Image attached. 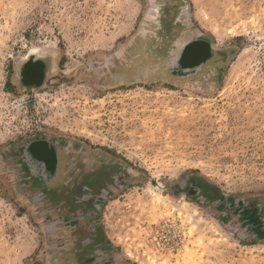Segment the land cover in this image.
<instances>
[{
	"label": "rangeland",
	"instance_id": "1",
	"mask_svg": "<svg viewBox=\"0 0 264 264\" xmlns=\"http://www.w3.org/2000/svg\"><path fill=\"white\" fill-rule=\"evenodd\" d=\"M84 216L96 264H264V0H0V264H59Z\"/></svg>",
	"mask_w": 264,
	"mask_h": 264
},
{
	"label": "water",
	"instance_id": "2",
	"mask_svg": "<svg viewBox=\"0 0 264 264\" xmlns=\"http://www.w3.org/2000/svg\"><path fill=\"white\" fill-rule=\"evenodd\" d=\"M206 55L207 57L205 59L208 61L212 56V51L209 50ZM173 63L175 64V62ZM178 64L182 65L180 59L177 60L175 65ZM181 68L184 70L183 67ZM175 73H178L176 67L172 68L171 75ZM62 153L63 152L60 144L54 142L53 140L46 138H36L30 140L23 148V154L25 158L23 162L24 165L28 167L27 169L29 170L30 175L35 180L33 181L36 182L38 179L53 180L57 178L59 176L60 169L63 168V164L65 163ZM102 164L105 165L104 163ZM93 171L94 170H92V172ZM98 175H91L86 178V181H83L81 187L85 186L87 190L82 189V194L76 198L77 201L81 202V205L90 203L95 197L105 195L107 192L106 188L112 187L115 179L112 180V184L107 182L105 188L101 189L99 194L94 195L95 191L93 192L92 189L87 186H93L94 183L102 178L101 175ZM82 201H84V203H82ZM83 219L84 220H82V223L79 224L76 229L70 231L68 236L69 241L66 240L64 242L65 245H61L63 249H61L59 253L65 257L62 258L57 256L59 259V264H96V261L99 257L96 252L98 249V244L100 243V239H97L98 236L96 235L97 228L92 229L90 226H87L85 222V216Z\"/></svg>",
	"mask_w": 264,
	"mask_h": 264
},
{
	"label": "flooded vegetation",
	"instance_id": "3",
	"mask_svg": "<svg viewBox=\"0 0 264 264\" xmlns=\"http://www.w3.org/2000/svg\"><path fill=\"white\" fill-rule=\"evenodd\" d=\"M198 44L208 47L207 41L196 40ZM19 80L22 85L29 88L41 89L48 73V66L45 61L29 59L24 63L19 72Z\"/></svg>",
	"mask_w": 264,
	"mask_h": 264
},
{
	"label": "crops",
	"instance_id": "4",
	"mask_svg": "<svg viewBox=\"0 0 264 264\" xmlns=\"http://www.w3.org/2000/svg\"><path fill=\"white\" fill-rule=\"evenodd\" d=\"M260 220V219H259ZM257 225V228L255 229V232L262 238V237H264V222H262V220H260L259 222H258V224H256ZM105 248V245L103 244V241L102 242H100L99 244H98V248ZM95 263V262H94Z\"/></svg>",
	"mask_w": 264,
	"mask_h": 264
},
{
	"label": "bare ground",
	"instance_id": "5",
	"mask_svg": "<svg viewBox=\"0 0 264 264\" xmlns=\"http://www.w3.org/2000/svg\"><path fill=\"white\" fill-rule=\"evenodd\" d=\"M33 54H36V52H33Z\"/></svg>",
	"mask_w": 264,
	"mask_h": 264
}]
</instances>
